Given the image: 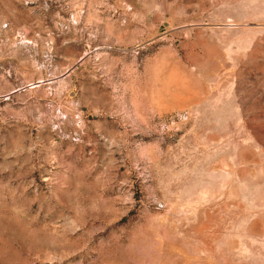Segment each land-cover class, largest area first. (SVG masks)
Here are the masks:
<instances>
[{"label": "rangeland", "instance_id": "1", "mask_svg": "<svg viewBox=\"0 0 264 264\" xmlns=\"http://www.w3.org/2000/svg\"><path fill=\"white\" fill-rule=\"evenodd\" d=\"M0 264H264V0H0Z\"/></svg>", "mask_w": 264, "mask_h": 264}]
</instances>
